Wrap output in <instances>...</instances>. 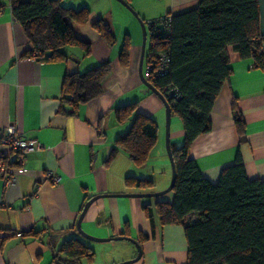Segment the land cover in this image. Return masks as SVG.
<instances>
[{"label":"crops","instance_id":"obj_1","mask_svg":"<svg viewBox=\"0 0 264 264\" xmlns=\"http://www.w3.org/2000/svg\"><path fill=\"white\" fill-rule=\"evenodd\" d=\"M60 1L75 11H89L85 24L71 25L75 35L89 45V52L67 46L62 50L65 60L60 61L47 55L31 59V48L11 17L9 3L0 11V130L13 124L20 137L42 146L26 155L21 169L12 154L14 184L5 186L0 181V264H57L55 255L70 239L94 253L92 262L81 264L134 260L138 252L126 239L141 249L140 259L130 264H186L183 225L161 226L153 210L151 219L142 210L144 205L153 209L162 200L170 203L172 193L164 195L166 200L123 196L161 192L170 184L171 166L161 146L164 106L153 93L144 92L139 70L144 77L154 44L148 23L195 9L198 0H124L146 28L142 65V39L141 48L135 39L142 30L129 10L114 0ZM98 20L109 26L114 36L111 46L93 29ZM125 43L129 61L123 67L119 55ZM227 56L232 73L210 112L211 131L195 139L189 154L211 184L218 182L222 169L231 166L238 154L247 178L264 181V70L231 49ZM106 62L111 71L96 99L76 108L62 100L66 76L84 74ZM233 102L244 122L242 142L233 121ZM133 103H137V113L152 118L158 129L157 143L142 167L135 166L123 150H114L116 140L131 126V122L119 123L116 110ZM171 119L175 124L170 128V145L178 148L184 132L180 120ZM129 178L148 180L154 186L130 188L125 183ZM97 196L108 197L89 207L80 227L84 234L105 242L89 241L76 230L84 205ZM196 220V215H189L185 223ZM119 237L124 239L116 240Z\"/></svg>","mask_w":264,"mask_h":264},{"label":"trees","instance_id":"obj_2","mask_svg":"<svg viewBox=\"0 0 264 264\" xmlns=\"http://www.w3.org/2000/svg\"><path fill=\"white\" fill-rule=\"evenodd\" d=\"M6 3L13 21L41 59L47 55L54 61L65 60L62 50L67 46L89 52V45L71 26L88 21L87 9L75 11L60 0H0V11ZM92 27L108 45L114 43L102 20ZM152 40L150 58L162 52L169 59L167 74L156 75L152 85L161 94L169 88L177 92L178 98L167 102L171 117L182 124L184 141L178 148L170 145L175 169L171 202L159 201L153 209L144 205L142 210L149 219L153 210L161 226L183 225L188 244L186 264H264V181L247 178L238 154L231 166L222 169L218 182L211 184L189 154L195 139L211 131L210 112L232 73L227 50L240 59H252L255 67L264 70L258 1L198 0L195 9L171 17L167 35ZM128 48L125 43L119 55L123 67L128 65ZM110 71L106 62L84 74L66 76L62 100L76 108L96 99ZM116 114L119 123L131 122V126L116 140L114 150H123L135 166H144L157 143L156 122L137 113V103L118 108ZM232 116L242 142L244 122L234 102ZM125 183L141 190L154 186L151 181L130 178ZM193 214L196 222L186 224L185 218ZM145 239L141 235L140 240ZM93 258V251L76 239L65 241L55 255L57 264H81Z\"/></svg>","mask_w":264,"mask_h":264},{"label":"built area","instance_id":"obj_3","mask_svg":"<svg viewBox=\"0 0 264 264\" xmlns=\"http://www.w3.org/2000/svg\"><path fill=\"white\" fill-rule=\"evenodd\" d=\"M171 17H164L160 20L149 22V28L151 29V36L154 38L158 35L157 27L163 25L162 35H167L170 29ZM30 58L33 60L41 59L39 53L34 50H30ZM169 68V59L165 53L156 54L155 58H150L145 72V80L152 84L151 79L156 75L163 76L167 74ZM166 100L175 98L177 99V92L171 88L164 90L161 94ZM42 148V146L36 140H25L18 134L17 127L15 125H9L7 128L0 130V181L5 186L14 184V168L10 162V156L14 154L16 156V167L21 169L26 155L33 153ZM19 166V167H18ZM56 182V179H53Z\"/></svg>","mask_w":264,"mask_h":264},{"label":"water","instance_id":"obj_4","mask_svg":"<svg viewBox=\"0 0 264 264\" xmlns=\"http://www.w3.org/2000/svg\"><path fill=\"white\" fill-rule=\"evenodd\" d=\"M116 2H118L119 4H121L123 7H125L127 10H129L132 15L136 18V20L138 21V23L140 24L141 30H142V52H141V56H140V65H142L143 59H144V51H145V45H146V28L145 25L143 24V21L141 19L138 18L137 14L131 10L128 6V4L124 1V0H114ZM258 1V7H259V15H260V35L261 38L264 39V0H257ZM157 29L159 30V36L162 35V31H163V25H159L157 27ZM263 53H264V45H263ZM139 77L140 80L143 84V87L145 88V93H153L163 104L164 106V110H165V148H166V153H167V157L171 166V180H170V184L168 186V188H166L165 190L161 191V192H156V193H150V194H132V195H127V196H123V197H129V198H140V199H145V198H159L162 197L168 193H170L173 189L174 186V182H175V169H174V163H173V158H172V154H171V146H170V139H169V134H170V124H171V109L169 107V104L167 102V100L161 95V93L159 91H157L155 89V87L148 82L147 80H145V78L142 75V70H139ZM101 197H108V196H97L94 198H91L85 205L84 208L80 214V216L78 217L77 223H76V230L80 233V235L92 242H105L108 240H104V239H97L94 237H91L89 235L84 234L81 231V222L87 212V210L89 209V207L98 199H100ZM117 239H124L122 237L116 238ZM130 242H132L136 247H137V252L138 255L137 257L129 262H124L121 264H130L133 262H136L140 259L141 257V249L139 247V245L133 241V240H129L126 239Z\"/></svg>","mask_w":264,"mask_h":264},{"label":"rangeland","instance_id":"obj_5","mask_svg":"<svg viewBox=\"0 0 264 264\" xmlns=\"http://www.w3.org/2000/svg\"><path fill=\"white\" fill-rule=\"evenodd\" d=\"M136 20V19H135ZM136 22H137V24L139 25V23H138V21L136 20ZM135 39H136V41L138 42V44H139V46H140V41H141V39H142V34H141V31H140V29H139V32L135 35ZM149 39V38H148ZM142 42V41H141ZM140 48H141V46H140ZM162 124H161V141H162V143H161V146H162V148H163V151L164 152H166V148H165V110H163V114H162ZM171 123H172V119H171ZM174 124H175V121H173V123H172V125L170 124V128L172 129L173 127H174ZM166 154V156H167V153H165ZM168 158V157H167ZM151 193H153V192H151ZM156 193V192H155ZM164 198V196L163 197H160V198H157L158 200H162ZM165 200L167 199V197H165L164 198ZM143 201H145L144 199H143ZM163 201V200H162ZM136 247V246H135ZM136 250H137V247H136Z\"/></svg>","mask_w":264,"mask_h":264}]
</instances>
